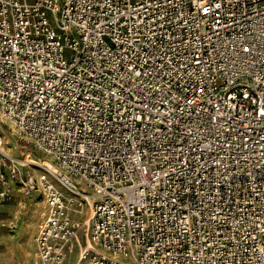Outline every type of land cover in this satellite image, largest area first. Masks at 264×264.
I'll return each mask as SVG.
<instances>
[{"label":"built area","instance_id":"obj_1","mask_svg":"<svg viewBox=\"0 0 264 264\" xmlns=\"http://www.w3.org/2000/svg\"><path fill=\"white\" fill-rule=\"evenodd\" d=\"M0 118L33 264H264V0H0Z\"/></svg>","mask_w":264,"mask_h":264},{"label":"rangeland","instance_id":"obj_2","mask_svg":"<svg viewBox=\"0 0 264 264\" xmlns=\"http://www.w3.org/2000/svg\"><path fill=\"white\" fill-rule=\"evenodd\" d=\"M8 127L0 118V134L7 138L13 155L21 156L23 149H28L34 157L47 158ZM42 211L43 203L35 196L29 199L15 196L7 202L0 201V264H33V237Z\"/></svg>","mask_w":264,"mask_h":264},{"label":"bare ground","instance_id":"obj_3","mask_svg":"<svg viewBox=\"0 0 264 264\" xmlns=\"http://www.w3.org/2000/svg\"><path fill=\"white\" fill-rule=\"evenodd\" d=\"M21 155L23 158H25L23 160L31 162L33 164H40L42 166H51V163L47 158H39L36 156L34 157L32 155V152H30L28 149H23Z\"/></svg>","mask_w":264,"mask_h":264}]
</instances>
